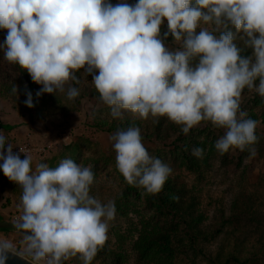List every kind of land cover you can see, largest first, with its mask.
<instances>
[{
  "label": "clouds",
  "instance_id": "obj_1",
  "mask_svg": "<svg viewBox=\"0 0 264 264\" xmlns=\"http://www.w3.org/2000/svg\"><path fill=\"white\" fill-rule=\"evenodd\" d=\"M0 30L7 31L4 59L42 86L37 97L74 101L83 70L114 119L166 118L185 135L211 123L223 130L215 142L220 155H257L258 122L241 105L245 92L264 98V0H0ZM169 36L174 49L165 44ZM25 94L34 107L32 93ZM111 140L126 183L159 194L173 170L149 154L140 128L121 129ZM20 152L23 160L0 132V170L22 187L14 223L22 236L18 243L0 238V264L8 253L29 264H93L109 239L115 201L91 195L90 165L68 158L33 168L28 151ZM191 154L202 158L204 149Z\"/></svg>",
  "mask_w": 264,
  "mask_h": 264
},
{
  "label": "rangeland",
  "instance_id": "obj_2",
  "mask_svg": "<svg viewBox=\"0 0 264 264\" xmlns=\"http://www.w3.org/2000/svg\"><path fill=\"white\" fill-rule=\"evenodd\" d=\"M117 2L112 0L113 4ZM128 2L134 4L136 0ZM161 31H167L166 21ZM165 44L172 49L176 47L173 40ZM81 72H78L80 83L77 85L80 95L74 101L66 100L61 94L37 97L41 85L32 92V108L26 106L27 98H22L18 91L14 96L0 93V123L11 126L6 138L12 145L28 138L35 146H48L44 153L31 156L33 168L40 163L55 168L70 156V147L75 144L73 161L90 165L95 174L91 195L102 202L115 201L116 216L110 224L105 244L107 252H101L93 264H264V98L245 92L241 105L258 122V142L254 145L257 155L252 159L248 158L247 150L220 155L215 142L223 130L211 123L190 130L189 135L199 144L187 148L182 143L183 136H178L179 127L166 118L158 122L151 117L136 119L141 133L144 130L152 133L151 138L143 140L149 154L167 163L173 170L169 180L194 196V211L201 220L192 230L181 219L160 210L142 188L126 183L116 168L111 140L116 131L95 123H120L125 118H135L126 115L123 120L114 119L99 95L82 96L83 89L90 92L93 84L89 81L92 75H81ZM20 77L17 67L9 64L0 51V83L2 79L20 80ZM95 91L92 88L91 93ZM256 97L260 102H256ZM0 132L4 134L2 129ZM196 147L204 149L202 158L191 154ZM20 158L23 160L25 156ZM5 179L0 170V182L7 197L0 216L16 222L18 218L13 219L12 215L22 214V187ZM184 198L189 199L188 194ZM203 235L211 236L206 239ZM21 236L15 230L0 231V238L17 243ZM145 236H149L150 245ZM73 264L79 262L73 261Z\"/></svg>",
  "mask_w": 264,
  "mask_h": 264
},
{
  "label": "trees",
  "instance_id": "obj_3",
  "mask_svg": "<svg viewBox=\"0 0 264 264\" xmlns=\"http://www.w3.org/2000/svg\"><path fill=\"white\" fill-rule=\"evenodd\" d=\"M6 34H7L6 30H0V42H2L5 39ZM170 40H172L171 36H169L165 42H168ZM248 54H250V51L245 52V55H248ZM15 66L17 67V69L21 73L20 80H17L14 78H11L8 80L2 79V81L0 83V93L5 92L6 95L14 96L12 88L15 85L17 87V91L20 93L22 98H27V96L25 94L26 91H30L32 93L34 90H38L40 85H38L32 81L30 75L27 73L26 70H23L22 68H20L17 65H15ZM77 76H78V73H77ZM89 79H90L89 81L91 82V78H89ZM92 88L95 89L94 85H93V87H91L90 92L84 88L83 89L84 93L82 96L85 95V96H91L92 97V96H94L93 94L99 95L97 91H95V93H91ZM45 94H47V93H43V96H45ZM48 95H46V96H48ZM256 100H258L256 102H260V99H258V97H256ZM252 117L254 118L256 116L252 115ZM263 120H264V116H263ZM139 124L140 123L136 119H129V118H125L123 120V122H120V123L114 122V121L111 122V124L107 123L106 121L95 123V125H97L101 128L108 129L110 131L115 130L116 132L121 130V129H126L129 126H133V125L137 126ZM1 128L8 130L11 128V126L0 123V129ZM146 132H147V130H144L141 133L143 140L149 139L152 136L151 132L150 133H146ZM178 136H181V137L183 136L182 137V143L185 144L187 148H190L191 146L195 147L199 144V142L195 138L191 137L189 134L185 135L180 131V135H178ZM75 149H76V145L73 144L70 147L71 154L69 157H66V159L70 158L73 160V158H74L73 155H74ZM58 165H59V163L56 164V167ZM5 180L9 184L14 183L13 181L9 180L7 177ZM16 192L18 193L19 191L16 190ZM186 194H188V198H189L187 200L184 198V196ZM151 197L154 201L157 202V207L160 210H163V211L170 213L173 218L181 219L188 226L189 229L194 230L196 224L201 220V217L199 215H196V213L194 211V209H195L194 196H192V195L189 196V191L186 192L182 187L176 185L174 182H172L169 179L165 183L162 191L157 195H151ZM176 198H178V199H176ZM0 231H12V230L11 229H0ZM194 232H198V231H194ZM196 235H197V233H196ZM210 236L211 235H203V237L206 239L210 238ZM148 237L149 236H145L144 240H146V239L148 240L149 239ZM147 243L150 245L151 241L148 240ZM104 251H105V253L107 252L106 246H104V248L97 254V257L100 258L99 255L101 254V252L104 253ZM98 264H100V263H98ZM103 264H105V263H103ZM110 264H114V263L110 262Z\"/></svg>",
  "mask_w": 264,
  "mask_h": 264
},
{
  "label": "built area",
  "instance_id": "obj_4",
  "mask_svg": "<svg viewBox=\"0 0 264 264\" xmlns=\"http://www.w3.org/2000/svg\"><path fill=\"white\" fill-rule=\"evenodd\" d=\"M20 147L26 149L28 151V154L30 156H38V155L44 153L46 151V148H48L47 145H44V146H35L30 141V139H28V138H25L23 140V142H21L19 144L18 143L17 144H13V153L14 154H19V156H25L24 153H21L20 152ZM0 188L3 189L2 183H0ZM4 195H5V192H4V194L1 195V197L2 198H5ZM4 202H6V198L4 199ZM12 218L16 220L18 218V214L15 213L14 215H12Z\"/></svg>",
  "mask_w": 264,
  "mask_h": 264
},
{
  "label": "water",
  "instance_id": "obj_5",
  "mask_svg": "<svg viewBox=\"0 0 264 264\" xmlns=\"http://www.w3.org/2000/svg\"><path fill=\"white\" fill-rule=\"evenodd\" d=\"M13 221H10L6 218H0V229H11V230H16L14 227ZM8 259L6 264H29L28 260L24 257L15 255L13 253H8Z\"/></svg>",
  "mask_w": 264,
  "mask_h": 264
},
{
  "label": "crops",
  "instance_id": "obj_6",
  "mask_svg": "<svg viewBox=\"0 0 264 264\" xmlns=\"http://www.w3.org/2000/svg\"><path fill=\"white\" fill-rule=\"evenodd\" d=\"M1 124H2V123H1ZM1 129L3 130L4 135L6 136V134L8 133V131L5 130L4 128H1ZM1 129H0V130H1ZM0 183H1V182H0ZM3 191H4V188H3V189L0 188V203H1V206H0V215H2V216H3V210H5V208L2 207V206H3L2 204L7 205L6 202H4V199H5V198H6V201H7V197H5V198H2V197H1V195L4 194V192H5V191H4V192H3ZM0 217H1V216H0ZM1 218H4V217H1Z\"/></svg>",
  "mask_w": 264,
  "mask_h": 264
}]
</instances>
